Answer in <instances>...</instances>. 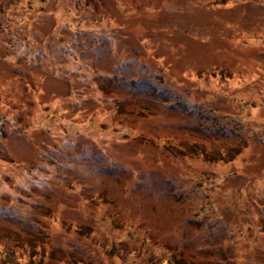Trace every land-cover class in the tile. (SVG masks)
Listing matches in <instances>:
<instances>
[{
    "label": "rangeland",
    "instance_id": "rangeland-1",
    "mask_svg": "<svg viewBox=\"0 0 264 264\" xmlns=\"http://www.w3.org/2000/svg\"><path fill=\"white\" fill-rule=\"evenodd\" d=\"M145 241L264 264V0H0V250L146 264Z\"/></svg>",
    "mask_w": 264,
    "mask_h": 264
},
{
    "label": "trees",
    "instance_id": "trees-1",
    "mask_svg": "<svg viewBox=\"0 0 264 264\" xmlns=\"http://www.w3.org/2000/svg\"><path fill=\"white\" fill-rule=\"evenodd\" d=\"M149 241H145L146 245L151 246V248L146 252L147 254L145 253L146 259H148L146 264H166L165 262L170 263V264H174L175 261H173V259H172L174 254L171 255V253H175L174 249H173L174 252H167V257L164 258V257L159 256L160 253L157 250L156 251L152 250L153 245H149L150 244ZM169 249L171 251L172 248L169 247ZM0 254L5 255L4 257L1 256L3 263H5V261H6L7 264H19L18 263L19 262L18 257H16V254L14 253L13 250L10 251V248L3 247V249L0 250ZM178 261L180 262L179 264H184V261L181 260V258H179L177 260V262ZM135 264H137V263H135Z\"/></svg>",
    "mask_w": 264,
    "mask_h": 264
}]
</instances>
